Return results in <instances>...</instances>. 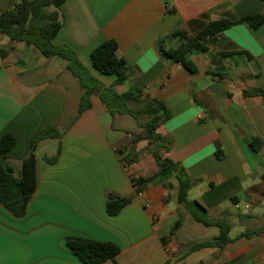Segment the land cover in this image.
I'll list each match as a JSON object with an SVG mask.
<instances>
[{"label": "crops", "instance_id": "crops-1", "mask_svg": "<svg viewBox=\"0 0 264 264\" xmlns=\"http://www.w3.org/2000/svg\"><path fill=\"white\" fill-rule=\"evenodd\" d=\"M18 1L0 0V14ZM62 13L56 46L71 48L109 88L117 77L96 70L91 53L106 40L116 41L131 70L116 91L137 88L166 105L157 132L169 149L161 153L185 168L194 183L193 200L209 217L229 222L232 241L223 249L188 254L192 243L183 233L186 220L194 218L177 202L175 173L156 177L135 195L133 180L147 175L139 159L126 165L119 153L127 115L113 117L98 95L80 113L84 91L68 61L21 42L0 55V139L10 134L16 140L6 154L16 175L38 132L54 126L63 136L38 146L37 187L27 213L17 218L0 208V264H83L68 247L69 236L118 245L120 253L103 264H264V201L254 207L246 196L264 175V96L245 93L264 91V25L254 30L240 24L209 37L206 52L188 56L196 72L159 48L175 30L194 37L212 21L264 14V1L67 0ZM180 44L167 39L162 46ZM10 46V38L0 34V49ZM60 143V155L50 163ZM109 194L134 200L112 217Z\"/></svg>", "mask_w": 264, "mask_h": 264}, {"label": "trees", "instance_id": "trees-1", "mask_svg": "<svg viewBox=\"0 0 264 264\" xmlns=\"http://www.w3.org/2000/svg\"><path fill=\"white\" fill-rule=\"evenodd\" d=\"M67 0H19L10 10L0 14V34L7 35L11 40L8 50L0 49L1 57H5L18 43L25 42L36 46L46 57L59 56L68 61V70L80 81L83 94L80 98V113L91 107L90 98L98 95L107 111L113 116L128 115L133 117L141 128L146 129V134H134L131 139H122L119 142V151L126 165L135 164L138 159L134 150L136 144L148 141L155 145L153 159L157 170L150 176L139 177L133 180L135 195H140L148 185L158 176L175 173L178 182L177 202L191 213L194 220L204 227H215L219 230L217 236L211 240L194 243L190 246L188 254L209 248L223 249L232 239L229 234L231 226L225 218L213 220L208 215V210L198 201L190 200L188 194L193 188V181L188 176L184 167L179 163L162 155V150L167 151L169 146L166 140L157 132L163 123L162 113L166 105L152 97H145L140 89L131 88L119 94L115 87L124 84L131 75L127 61L118 55V44L114 40H106L91 53V61L96 70L104 75L117 77L113 86L107 88L92 77L89 71L80 63L75 52L67 46H56L54 39L64 23L62 5ZM264 1V0H263ZM247 24L257 30L264 25V14L249 15L236 21L220 19L207 24L196 36H189L182 30H175L160 40V52L163 56L176 63L182 64L191 72H196L195 65L188 60L194 51L206 52L203 42L209 37L222 33L233 26ZM167 39H179L181 44L176 49L165 50L162 46ZM234 53H228L230 56ZM250 58V56L248 55ZM247 95H263L264 91L254 89L245 92ZM136 106V107H135ZM144 114H150L149 121L141 122ZM63 133L54 126H47L31 139V154L22 160L19 175H16L11 159L6 154L14 147L16 140L6 134L0 139V208H5L15 217H23L28 210L30 201L37 187V158L36 151L40 143L48 140L62 139ZM257 149V148H256ZM61 152V143L55 157L48 159L54 163ZM219 156V153H218ZM246 196L252 206H257L264 201V175L260 183L246 190ZM134 200L132 197H120L109 194L107 213L117 216ZM182 220L177 222L172 230V235L181 227ZM68 247L83 264H103L114 259L119 253L118 245L111 242H100L80 236H69L66 239ZM187 254V255H188ZM180 258L177 263H180ZM171 264V263H167Z\"/></svg>", "mask_w": 264, "mask_h": 264}, {"label": "rangeland", "instance_id": "rangeland-1", "mask_svg": "<svg viewBox=\"0 0 264 264\" xmlns=\"http://www.w3.org/2000/svg\"><path fill=\"white\" fill-rule=\"evenodd\" d=\"M136 107V106H135ZM150 114H144L141 122L145 123L151 119ZM127 125V131L122 139H131L134 134H146V129L141 128L136 120L131 116H124L122 119ZM137 145L136 156L139 159L138 168H141L147 176L152 175L157 167L153 159L154 144L149 145L147 141L140 142ZM135 150V149H134ZM196 197V191H190L188 198L193 200ZM177 204V202H175ZM218 235V229L215 227L207 228L203 225L195 222L193 219L186 220L183 236L188 239L192 244L201 243L207 240H211Z\"/></svg>", "mask_w": 264, "mask_h": 264}]
</instances>
